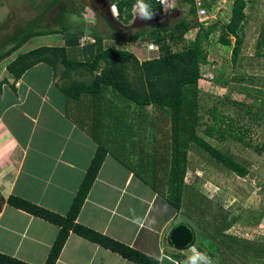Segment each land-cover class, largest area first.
I'll return each instance as SVG.
<instances>
[{
	"label": "crops",
	"instance_id": "obj_1",
	"mask_svg": "<svg viewBox=\"0 0 264 264\" xmlns=\"http://www.w3.org/2000/svg\"><path fill=\"white\" fill-rule=\"evenodd\" d=\"M108 3L111 6L109 0L100 4L102 23L95 11L83 10L77 12L82 20L79 28L41 32L36 35L41 40L30 43L31 37L17 50L22 48V54L42 46L63 47L70 57L88 62L100 49L114 48L132 53L139 62L150 59L144 45L129 40L128 25L114 17ZM82 32L102 39L101 44L81 47ZM16 56L0 61V254L25 264H45L59 227L15 208L8 199L17 197L65 216L100 146L105 157L75 222L155 258L158 264H182L176 255L183 252L166 240L175 224H189L183 205L177 204L167 184L171 178L173 185L176 177L178 152L175 145H167L174 132L144 135L143 125L155 117L143 114L142 107L109 86L77 99L65 96L61 86L91 81L86 68L74 67L65 75L62 64L53 69L38 63L15 79L6 65ZM102 67L100 63L93 73ZM156 119L170 122L166 115ZM54 264L136 263L69 232Z\"/></svg>",
	"mask_w": 264,
	"mask_h": 264
},
{
	"label": "rangeland",
	"instance_id": "obj_2",
	"mask_svg": "<svg viewBox=\"0 0 264 264\" xmlns=\"http://www.w3.org/2000/svg\"><path fill=\"white\" fill-rule=\"evenodd\" d=\"M245 3L241 46L236 60L232 58L234 38L230 37V46H223L218 42L219 32L212 33L204 43L207 64L200 66L197 84L185 89L186 106L177 125V143L186 149V154L189 152L180 203L195 232V246L206 252L213 264H264V56L256 55L257 41H264V0H245ZM100 6L94 0H0V50L8 49L10 40L26 29L62 33L66 28L72 32L82 25L78 14L83 10L86 13L95 11L102 23ZM187 10L188 4L178 1L171 12L158 19L143 20L135 14L125 33L128 37L140 33L137 42L146 47L148 42H154L150 37L154 26L176 23L179 17L190 19L192 23L187 31L160 39L161 43L156 44L158 50L147 54L156 58L165 52L184 50L193 45L199 29L198 20ZM226 12L217 20L220 27L229 21V12ZM113 14L116 17V13ZM211 19V16L206 19L207 26L215 23ZM39 40L41 37L35 36L29 41ZM21 50L2 62L9 61ZM213 108L233 119L236 125L247 128L245 138L256 149L228 137L219 140L205 136L204 128L213 123L210 117ZM142 109L143 114L155 117L143 125L144 135L173 130L171 118L169 123L156 119L159 114L170 116L169 110ZM193 115L199 118L198 123H193ZM193 125L197 135L245 166L248 174L243 178L236 176L190 143L188 136ZM167 141V145H174L173 140ZM168 173L171 175L170 171ZM167 184L172 185L171 178ZM183 254L176 255L182 264L191 254L190 249Z\"/></svg>",
	"mask_w": 264,
	"mask_h": 264
},
{
	"label": "trees",
	"instance_id": "obj_3",
	"mask_svg": "<svg viewBox=\"0 0 264 264\" xmlns=\"http://www.w3.org/2000/svg\"><path fill=\"white\" fill-rule=\"evenodd\" d=\"M109 2L111 6L114 5L116 8V18L123 24L129 25L133 19L132 10L136 4V0H109ZM147 2L150 3L153 8L152 18L158 19L166 14L162 12L160 5L156 3L155 0H147ZM179 2L187 3V12L191 16H195L194 8L187 0H179ZM245 6V0H234L229 21L224 27H220L217 23L208 26L198 24L197 26L199 29L191 47L175 52H165L156 58H150L142 62H139L132 53L114 48L100 49L94 57H92V61L82 62L76 58L70 57L63 47L42 46L18 54L6 65V70L13 75L15 79H18L26 70L38 63H46L53 69L59 64H62L65 75L74 67L86 68L92 76L91 81L89 83L72 81L67 85L61 86L60 90L65 96L77 99L82 93L94 94L98 92L101 86H109L124 99L134 103L138 107L155 105L163 110H169L170 118L174 121V125L172 126L174 135L171 138L178 152L177 156H175L173 168V173L176 177L172 178L173 185L169 188L177 204H180L183 178L186 173V149L179 146L177 143V125L182 111L186 106L185 89L188 86H195L200 79V66L207 64V53L204 49V43L209 40V36L212 33L216 31L219 32L218 42L223 46H230V37L234 38L232 58L234 61L236 60L241 46L240 34L243 30L245 19ZM191 23L190 19L179 17L176 23L154 26L151 30L152 35L150 37L156 44H160V39H167L169 36L172 38L174 33L182 35L189 29ZM41 34V32L28 31L26 29L25 32L23 31L18 36H14L9 42L11 46L3 51L0 50V61L11 55L31 37ZM81 34L82 33H79V36ZM139 34L140 33L131 36L129 40H137ZM144 37L147 38L146 35H144ZM101 40L102 39L97 38L96 43L100 45ZM256 55L264 56V41L261 39L257 41ZM100 63H103V67L99 70L98 74H94L93 72L99 68ZM210 117L213 123L204 128L203 133L205 136L209 138H218L219 140L228 137L246 147L256 149L252 142L245 138V135L248 133L247 128L245 129L240 125H236L233 119L218 113L216 108L210 111ZM198 122L199 118L193 115V123L195 124ZM188 141L202 149L217 163L236 176L243 178L248 174V169L245 166L197 135L194 125L190 127ZM104 157V149L100 146L97 147L71 202L69 211L65 216L54 214L23 199L13 196L9 197L8 203L10 205L47 220L59 227L58 234L51 246L45 264L55 263L69 232H73L99 244L136 264H158L155 258L144 255L75 222ZM0 264L25 263L0 254Z\"/></svg>",
	"mask_w": 264,
	"mask_h": 264
},
{
	"label": "built area",
	"instance_id": "obj_4",
	"mask_svg": "<svg viewBox=\"0 0 264 264\" xmlns=\"http://www.w3.org/2000/svg\"><path fill=\"white\" fill-rule=\"evenodd\" d=\"M179 0H155L161 7L162 12L169 13L171 12L175 4ZM190 5L194 8L195 17L198 20L199 25L207 26L206 19L211 16V20H215V23H218L221 17L224 16V11L231 12L234 0H187ZM112 12L116 13L117 11L114 5L110 6ZM226 12V13H227ZM133 18H135V14H137V8L133 7L132 10ZM212 13V14H211ZM225 13V14H226ZM78 43L81 47H84L88 44L96 43V39L89 35L87 32H82L79 37ZM146 45V51L149 53L156 52L158 47L154 42H148Z\"/></svg>",
	"mask_w": 264,
	"mask_h": 264
},
{
	"label": "water",
	"instance_id": "obj_5",
	"mask_svg": "<svg viewBox=\"0 0 264 264\" xmlns=\"http://www.w3.org/2000/svg\"><path fill=\"white\" fill-rule=\"evenodd\" d=\"M97 4H105L106 0H94ZM107 4V3H106ZM108 8H110L108 3ZM167 244L178 252H185L189 243L196 242V235L189 224L179 222L175 224L168 232Z\"/></svg>",
	"mask_w": 264,
	"mask_h": 264
},
{
	"label": "clouds",
	"instance_id": "obj_6",
	"mask_svg": "<svg viewBox=\"0 0 264 264\" xmlns=\"http://www.w3.org/2000/svg\"><path fill=\"white\" fill-rule=\"evenodd\" d=\"M134 7L137 8V16L143 20H151L153 8L147 0H136ZM186 249H190L191 254L186 257L184 264H213L212 258L203 251H200L194 243H189Z\"/></svg>",
	"mask_w": 264,
	"mask_h": 264
}]
</instances>
